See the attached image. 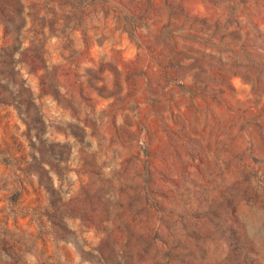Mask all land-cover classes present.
Segmentation results:
<instances>
[{
    "label": "rangeland",
    "instance_id": "rangeland-1",
    "mask_svg": "<svg viewBox=\"0 0 264 264\" xmlns=\"http://www.w3.org/2000/svg\"><path fill=\"white\" fill-rule=\"evenodd\" d=\"M0 264H264V0H0Z\"/></svg>",
    "mask_w": 264,
    "mask_h": 264
}]
</instances>
